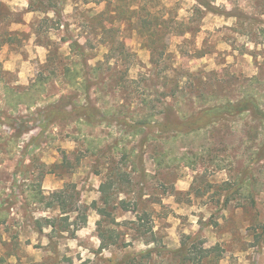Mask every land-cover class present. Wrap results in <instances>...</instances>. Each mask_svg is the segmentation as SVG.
Listing matches in <instances>:
<instances>
[{
	"label": "rangeland",
	"instance_id": "1",
	"mask_svg": "<svg viewBox=\"0 0 264 264\" xmlns=\"http://www.w3.org/2000/svg\"><path fill=\"white\" fill-rule=\"evenodd\" d=\"M64 1L70 38L85 49L88 69L84 76L97 64H104L100 70L102 84L91 91L92 106L103 111L117 110L128 121L129 116L160 110L158 97L171 94L173 81L178 79L188 94L200 81L209 95L219 88L232 99L250 89L258 100L259 114L256 119L250 114L235 120L226 118L204 131H187L177 140L153 141L147 152H130L138 149L139 138L126 134L123 117L114 126L92 127L77 122V113H73L67 120L59 119L55 126L42 129L43 119L33 122L36 109L43 110L63 97L66 112L77 104L68 99L77 92L62 76L65 66L77 63V55L64 43L68 37L65 29L51 31L46 25L40 28V23L53 18V14L31 12L30 0H0V112L8 113L0 127V264H120L149 249L175 251L186 237L195 235L206 240L208 248L219 245L223 249L220 264L263 261L264 241L259 245L256 238L264 225V157L252 168L255 206L238 195L222 210L226 194L220 191L246 167L250 156L251 161L255 158L256 152L246 151L264 143V123L258 120L264 114V0H206L219 10L218 14L207 12L196 0H158L156 5L151 4L153 12L161 10L167 17L186 24L187 29L195 30L184 37L172 34L165 38L167 49L159 62L157 78L152 74L157 57L148 48L147 39L128 23L110 19L116 17L117 2L112 1L107 10V3ZM145 1L126 0L135 8ZM99 14L105 16L101 18ZM102 26L108 31H102ZM49 57L55 58V63L49 64ZM52 70L58 77L43 86L42 95L36 97L32 92L22 95L21 101L8 98V89L24 93L39 80L49 79ZM161 78H168L167 82L157 80ZM191 92L196 91L193 88ZM34 102L37 105L31 107ZM17 103L18 110L13 112L10 106ZM191 104L186 111L200 106ZM23 116L29 118L23 120L25 127L33 131L20 142H11L14 128L21 124L19 119L13 123L11 117L15 120ZM254 138L256 144L251 142ZM118 142V149L113 150ZM17 145L19 149H12ZM162 148L170 152H160ZM143 154L142 165L136 157ZM125 156L131 158L127 160ZM156 159L163 162L160 168ZM121 167L132 171L136 190L145 194L139 203V214L146 216L141 231L148 232L146 238L142 239L137 226L130 224L137 220L135 215L120 211L112 215L119 225L108 228L116 230L120 245L131 244L128 248L101 249L97 233L101 218L94 211H89L87 226L78 231L74 226L70 233L60 234L59 227L64 224L60 221L56 222V231L48 227L42 234L35 231L37 220L61 216L59 210L46 208L54 203V193H65L68 210L91 206L99 202V187L109 170ZM138 169L148 174L146 184L140 183ZM95 170L102 174L94 175ZM38 194L47 198L45 203L39 197L35 200ZM76 218L77 213H70L69 224ZM79 232L82 237L77 236ZM152 237L156 245L146 246L145 239ZM48 239L56 246L57 257ZM71 239L77 241L75 247L69 246ZM47 249L53 250L51 255ZM162 260L161 253L154 263Z\"/></svg>",
	"mask_w": 264,
	"mask_h": 264
},
{
	"label": "trees",
	"instance_id": "2",
	"mask_svg": "<svg viewBox=\"0 0 264 264\" xmlns=\"http://www.w3.org/2000/svg\"><path fill=\"white\" fill-rule=\"evenodd\" d=\"M47 1V2H46ZM30 0L31 12L42 13L44 15L53 14V18H46L40 23V28L44 25L48 27V30H58L61 31L65 29L67 38L64 39V43H68L72 50V53L77 55V63H73L72 66H65L62 71V76H65L68 86L77 92L75 96H70L68 99L73 100L74 104L70 112H66L64 104L66 98H60L53 104H49L44 108L36 109L34 113L35 119L33 122L43 119L42 129L50 128L55 126L59 119L67 120V118L73 114L77 113V122L84 123L87 126L98 127L102 125L114 126V122L120 121L123 117L126 119L124 125L127 128V135L132 136L133 139L139 138L138 149L130 152H147L150 147L151 142L169 138L172 140H177L179 136L186 135L188 131L191 134H195L204 131L212 126L216 125L220 121L227 119L240 118L243 115L250 114L253 119H256V115L259 114V104L252 90H244L242 95L236 99L229 98L221 92L219 88H216L215 92L208 94L203 90V83L200 81L198 85L193 86L190 89V94L187 92V88H182L178 79L173 81V90L171 94L164 93L161 98L158 97V103L160 104V110H153L149 114H139L138 116L131 117L130 122L127 121L128 117L117 110L103 111L97 107L92 106L91 103V91L98 84H102L100 70L104 64L100 63L91 68L90 74H85L88 69L86 60H84L85 49L78 42L70 38V25L65 22L63 13V3L64 0H57L52 3L53 0ZM117 2L114 13L116 17H111V20H120L128 23L131 29L135 31L139 36L145 37L147 39V46L152 51L153 55L157 57V61L153 62L155 71H153V77L157 78L158 66L160 60L165 56L167 45L165 44V38L171 36L172 34H177L180 37H184L187 34L194 33L195 30L187 29V25L178 22L175 18L167 17L165 13L161 10L159 12H153L151 4H155L158 0H146L140 7L135 8L134 4L126 2V0H86L87 4H100L107 3V10L109 6L112 5L111 2ZM198 4L204 8L207 12L218 14L217 8L206 0H196ZM50 3L48 5L47 3ZM156 5V4H155ZM104 14H99V17H104ZM236 18L241 19L240 15H236ZM134 19H136L135 22ZM20 24V22H18ZM136 23V25H134ZM39 28V29H40ZM102 31L107 32L108 29L105 26L100 27ZM6 43H10L7 40ZM114 45V44H113ZM50 62L55 63V58H48ZM62 67V66H61ZM48 69V67H47ZM61 69V68H60ZM90 69V67H89ZM61 73V71H60ZM58 77L57 72L52 70L50 72V80H39L33 84L30 89H27L24 93H17L13 89H8L11 94L8 98H13L15 101H21L22 95L29 93H34L35 96L42 95L43 86L52 81V77ZM154 78V79H155ZM168 78H161L157 80H162L167 82ZM157 80H153L154 82ZM249 80L248 82H250ZM194 88L196 92H191ZM167 99H173L172 103L167 102ZM191 101H195L192 103ZM86 102V105H83ZM196 106L199 104V108L196 110L186 111L190 104ZM191 104V105H192ZM11 105V104H10ZM18 105H11L13 112L18 110ZM37 103H33L31 107L36 106ZM30 107H28V110ZM7 112H0V127L3 125V119L6 121L8 115ZM74 114V115H75ZM261 118L259 121L264 123V114L261 113ZM34 117V116H32ZM23 117H15V120L11 117L13 123L16 119L21 121L19 128H14L15 134L11 138V142L18 141L23 138L24 135L29 134L32 130L30 127H25V121ZM29 119V118H25ZM36 139H33L35 141ZM251 142L256 144V138L251 139ZM120 142L113 146V150L118 149ZM18 146V145H17ZM13 146L12 149H19V146ZM260 146V147H259ZM255 150L249 148L246 152H256L254 154L255 158L251 161L252 156H250V161L244 167L236 178H234L232 183H225L223 191L226 195L224 196V202L222 204V210H226L230 205V199L234 196L243 197V200H250V203L255 206L256 201L254 199V190L256 186V180H254L252 170L253 167L259 165L264 157V143H261ZM125 152V151H122ZM160 152H170L166 148L160 149ZM131 158V157H130ZM130 158L124 157V159L129 160ZM165 159V157H162ZM136 159L142 165L145 162L144 154L137 156ZM125 161V160H123ZM157 165L160 168L163 162L156 159ZM252 163V164H251ZM126 165V164H125ZM137 172L140 176V183L146 184L149 178L145 169H138ZM96 176H100L102 172L95 170L93 173ZM138 190V192H137ZM135 188V179L133 178L132 171L124 167L121 168H111L106 175L105 182H102L99 187V193L101 195L99 202H93L91 206H80L76 210H68L67 200L65 198L64 192L54 193L51 198L54 199V203L47 204V209H56L61 212V216L57 219H44L37 220L36 230L42 231L44 227H49L53 231L58 229L57 221L64 223L59 227L61 233H70L71 227H74L75 231L83 229L88 224V213L89 211L96 212L101 220L97 223V233L101 241V249L106 250L111 247L128 248L131 244L122 243L119 244V236L116 234V230L108 228L111 226H118L119 224L112 217L113 212L120 211L122 214H134L136 217L135 222H130V224L137 226V233L141 235L140 237L146 238L145 236L148 232L142 234V229L145 227L144 219L146 216H140L139 214V203L145 197L143 190ZM264 191V189L262 190ZM41 199V203H45L47 198L42 194H38ZM242 207V206H241ZM70 213H77V218L75 222L69 224ZM142 224V225H141ZM108 225V226H107ZM262 232L259 237H257V244L260 245L264 241V225L261 226ZM157 240L152 237L145 239L146 246L156 245ZM163 254V260L160 264H220L224 257V251L219 246L207 247L206 240L202 239L199 235L193 237H186L181 247L175 251H162L158 252L157 248L146 250L142 253L130 256L129 258L121 261L120 264H155L154 258L159 257ZM119 264V263H117Z\"/></svg>",
	"mask_w": 264,
	"mask_h": 264
},
{
	"label": "crops",
	"instance_id": "3",
	"mask_svg": "<svg viewBox=\"0 0 264 264\" xmlns=\"http://www.w3.org/2000/svg\"><path fill=\"white\" fill-rule=\"evenodd\" d=\"M44 219H52V218H42L41 220H44ZM49 228V227H48ZM49 229H51V228H49ZM35 229L34 228H32V232L34 233V234H36V235H38V233H40V234H42L43 232L41 231H37V230H35L36 232H38V233H36L35 231H34ZM51 232L53 231L52 229L50 230ZM60 234H62V235H65V234H68V233H61L60 232ZM82 234L79 232L78 234H77V236L78 237H82L81 236ZM72 241H69L70 243H69V246H71V247H75V243H77V241L75 240V239H71ZM48 242H49V245H52L53 244V242L51 241V239H48ZM52 247L54 248V254L56 255V257L58 256V253H57V251H56V246L55 245H52ZM49 250V251H48ZM47 251V253H49V255H51V251L53 252V250H51V249H47L46 250ZM48 255V254H47ZM13 256V255H12ZM40 261H37V262H35V263H39ZM259 264H264V260L263 261H260L259 262Z\"/></svg>",
	"mask_w": 264,
	"mask_h": 264
}]
</instances>
